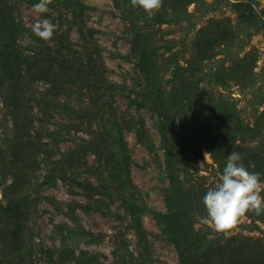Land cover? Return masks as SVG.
I'll return each instance as SVG.
<instances>
[{
    "label": "trees",
    "instance_id": "obj_1",
    "mask_svg": "<svg viewBox=\"0 0 264 264\" xmlns=\"http://www.w3.org/2000/svg\"><path fill=\"white\" fill-rule=\"evenodd\" d=\"M26 1L31 5L36 2ZM202 1L162 0L152 16L134 7L131 0L116 1L128 22L129 55L135 58L137 67L129 86L107 76L99 47L91 41L93 29L85 22L87 5L83 0H51L49 4L71 13L65 18L82 32L80 49L75 47L68 30H55L50 40L41 39L18 17V0H0V93L5 109L0 123L8 117L12 120V126L5 123L0 132V264H36L33 241L27 244L25 232L38 201V196L32 197L30 192H39L41 185H54L58 180L68 183L71 192L72 187L81 188L90 200L89 206L96 205L95 210L102 214L107 213L103 207L109 209L114 202L129 214L138 248L131 250L125 241L114 250L117 258L108 264L152 261L142 222L146 206L139 202L130 175L129 147L117 109L105 99L126 89L130 97L134 95V101L158 116L155 126L168 185L163 190L165 211L150 212L164 237L175 246L179 264H264V241L260 238L237 234L224 240L208 239L203 228L196 227L198 216L207 215L202 197L209 187L193 181L199 171L196 155L204 148L218 163L220 173L229 152L236 151L243 165L250 172H260L264 181V109L255 114L252 122L246 121L234 100L200 84L207 74L213 87L225 89L230 79L251 82L257 59L254 48L234 58L229 66L210 68L207 74L202 72V64L216 54L218 47H230L237 40L239 46L245 45L251 29L260 28L264 21L251 0H236L234 5L245 24L247 38L237 39L240 34L230 17L211 19L196 32L193 52L185 65L178 59L180 49L159 63L158 49L163 46L156 44L157 29H149L183 19L191 23L194 13L188 6ZM26 32L31 42L28 52L20 43ZM165 47L171 51L173 46ZM167 70L171 72L170 84L163 83L162 73ZM39 80L48 83L44 90L36 86ZM132 127L137 140L154 150L144 121L140 119ZM91 154L95 156L93 161ZM41 175L44 179L40 181ZM245 215L264 222V214ZM120 249H124L122 254ZM58 261L107 264L98 253L79 250L76 254L68 247L61 249Z\"/></svg>",
    "mask_w": 264,
    "mask_h": 264
},
{
    "label": "rangeland",
    "instance_id": "obj_2",
    "mask_svg": "<svg viewBox=\"0 0 264 264\" xmlns=\"http://www.w3.org/2000/svg\"><path fill=\"white\" fill-rule=\"evenodd\" d=\"M87 5L84 18L87 26L93 29L91 41L97 44L104 60L107 76L118 84L131 85L136 77V61L130 54V32L128 22L122 17L121 10L117 8V0H83ZM236 0H204L192 3L188 6L193 12L191 23L184 19L179 22H167L159 26L149 27L157 29L156 44L163 46L158 49V61L164 60L171 52L180 49L178 59L180 64H186L185 60L191 57L193 52V40L198 29L208 24L211 19H223L230 17L233 25L237 29L240 37H246L245 24L238 17ZM253 7L260 14L264 21V0H251ZM17 14L25 27H31L33 22L39 17H47L55 24V30L68 34L80 49L82 44V32L78 31L76 25L68 23L65 17H70L64 7H48L45 13H37L31 4L26 0H18ZM62 15V16H60ZM261 27L251 29L252 34L248 38V43L239 46L237 40L229 46H221L216 49V54L202 64L203 73L209 72L210 68H217L219 65L229 66L237 56L244 55L247 51L254 48L257 56L254 76L251 82L228 81L227 88L214 86L212 79L207 75L203 77L200 84L207 89H214L225 94L234 100L240 109L241 116L246 121H253L255 114L264 109V23L260 22ZM54 30V31H55ZM84 33V32H83ZM20 43L24 50L28 52L30 37L26 32L21 38ZM173 46L171 51L165 47ZM171 70V69H170ZM163 83H169L171 72L169 70L162 73ZM170 84V83H169ZM38 89L44 90L48 83L43 80L36 82ZM1 87V86H0ZM1 90V89H0ZM134 95L130 97L128 89L125 91H115L113 95L106 96V100L112 102L117 109L120 127L124 138L129 147L131 158L130 175L136 185V192L139 202L146 206L142 211V222L148 233V242L152 251V261L148 264H179L175 246L167 240L160 230L159 225L152 216L150 210L158 209L165 211L163 190L168 185L163 172L162 159L163 152L160 146V138L156 129L158 116L152 110L134 101ZM2 96L0 93V118L4 115ZM36 111V107H34ZM142 119L148 130L150 139L154 144V150H148L137 140L133 125L137 126ZM11 117L4 123H0V132L3 131L4 124L12 126ZM3 124V125H2ZM5 124V125H6ZM79 132L78 135H81ZM62 149L66 148L63 145ZM92 161L95 156L89 157ZM199 171L195 173L194 182H204L207 187H212L219 179L220 171L218 163L213 159L207 149H202L196 155ZM40 176V181L43 180ZM70 185L62 180H58L54 185H41L36 192H30L32 197L38 196L35 208L31 211L29 221L25 228L27 244L33 241L35 249L36 264H59L58 257L64 247L73 248L76 254L79 250H86L98 253L100 259L105 263H110L117 258L114 254L116 248L128 244V248L136 251L137 236L134 229L130 226V217L119 202L110 204V208L103 207L106 214L95 210L96 205L90 204L82 189L74 188L70 191ZM3 189L0 186V199L3 196ZM264 196V192L261 193ZM83 207H88L84 209ZM74 206V209L72 207ZM200 222L196 227H202L207 233L208 239L218 237L226 239L228 236L246 234L264 241V222L244 215L239 223L228 230L227 234L219 232L210 222H205L204 217L198 216ZM203 220V222L201 221ZM257 226L253 227V224ZM29 226V228H28ZM87 231V232H85ZM29 234V237H28ZM116 252V251H115ZM124 249H120L122 254ZM13 254L11 253V256ZM69 263V262H68ZM73 264V263H69Z\"/></svg>",
    "mask_w": 264,
    "mask_h": 264
},
{
    "label": "clouds",
    "instance_id": "obj_3",
    "mask_svg": "<svg viewBox=\"0 0 264 264\" xmlns=\"http://www.w3.org/2000/svg\"><path fill=\"white\" fill-rule=\"evenodd\" d=\"M51 0H36L32 7L37 13L48 11ZM134 7H141L148 16L154 15L162 0H131ZM32 31L47 41L54 35L55 24L47 17H39L32 24ZM260 172H250L242 163V156L229 152L225 166L216 184L209 187L202 197L207 215L203 218L219 232L227 234L249 212L264 214V181Z\"/></svg>",
    "mask_w": 264,
    "mask_h": 264
}]
</instances>
